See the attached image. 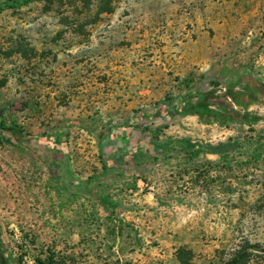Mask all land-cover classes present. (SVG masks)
Here are the masks:
<instances>
[{
    "label": "rangeland",
    "instance_id": "1",
    "mask_svg": "<svg viewBox=\"0 0 264 264\" xmlns=\"http://www.w3.org/2000/svg\"><path fill=\"white\" fill-rule=\"evenodd\" d=\"M245 78L264 92V0H49L0 11V120L21 130H0L5 264L23 242L28 253L81 255L79 242L104 250L102 238L121 264H180L181 251L190 264H228L242 251L240 264H264V95L246 108L226 96L244 92ZM221 99L262 120L206 106ZM87 260L104 264L92 252Z\"/></svg>",
    "mask_w": 264,
    "mask_h": 264
},
{
    "label": "trees",
    "instance_id": "2",
    "mask_svg": "<svg viewBox=\"0 0 264 264\" xmlns=\"http://www.w3.org/2000/svg\"><path fill=\"white\" fill-rule=\"evenodd\" d=\"M9 1V0H8ZM49 0H10V4L7 5L5 8H0V11L5 10V9H18L21 7H25L29 4L32 3H40V2H47ZM251 79V80H250ZM246 82V87L244 92H238V93H232V92H227L226 96L232 99L233 102L237 103L238 105L242 106L243 108H246L247 102H256L257 98L261 97V95H264L263 90L258 86V82L254 80L253 78H245ZM262 90V92H259L258 90ZM264 98V97H263ZM244 100L246 102L244 103ZM218 105L219 108H221L222 112L230 118H233L234 120H241L243 123L248 121L249 123H255L257 121H261L262 119L260 117H252L249 116L248 114L245 115H240L239 112H235L231 106V103L228 102L226 99H221L219 102L215 101H209L206 103V106H211V105ZM202 116H207L210 121L214 123H219L223 124L224 123V118H217L215 114H213L212 111L210 110H204L202 114L199 115V117ZM204 118H201L203 120ZM0 130L1 131H8L11 132L13 135H16L17 133H20V127L13 124L10 126H7L4 122L0 120ZM235 142L238 140H234ZM230 146V144L228 145ZM161 149L165 148V145H159L158 146ZM202 151L200 148H197L192 152V156H197L201 153ZM91 217L94 216V214H90ZM118 225L112 226V228L109 231V235L111 234L114 236L113 239L110 237L108 238V242H110L111 245L116 243L115 237H120V234L124 230V226L122 225V222H117ZM1 228V224H0ZM27 238V236L25 237ZM110 239V240H109ZM105 239L102 238L101 244H103L104 250L99 248V249H94L92 246L93 242H79L78 245L83 246V251H88V253L92 252L94 253L96 257V261L98 259H102L104 264H121L118 259H115V255L112 251V246L105 250ZM23 245L18 246V249L20 251V254L18 255L17 260H15L16 264H21L23 262V259L25 256L32 254V264H88L87 260V254H79L78 252L74 251V248H71V250H56V248H52L49 246L44 247L43 245L38 246V249L32 248V252L28 253V248L29 245L26 244V242H23ZM31 247H35L36 243V238H29L28 242ZM100 244V245H101ZM30 249V248H29ZM105 252L107 253L105 255ZM189 253L181 251V253L178 254V261L180 264H190L189 263ZM247 257L246 251H242L237 256L228 264H240L245 258ZM0 264H5L4 260V254L2 252L1 246H0Z\"/></svg>",
    "mask_w": 264,
    "mask_h": 264
},
{
    "label": "crops",
    "instance_id": "3",
    "mask_svg": "<svg viewBox=\"0 0 264 264\" xmlns=\"http://www.w3.org/2000/svg\"><path fill=\"white\" fill-rule=\"evenodd\" d=\"M187 93V91L185 90V91H183V94H186Z\"/></svg>",
    "mask_w": 264,
    "mask_h": 264
},
{
    "label": "flooded vegetation",
    "instance_id": "4",
    "mask_svg": "<svg viewBox=\"0 0 264 264\" xmlns=\"http://www.w3.org/2000/svg\"><path fill=\"white\" fill-rule=\"evenodd\" d=\"M259 92H262V90L260 89V90H258Z\"/></svg>",
    "mask_w": 264,
    "mask_h": 264
}]
</instances>
